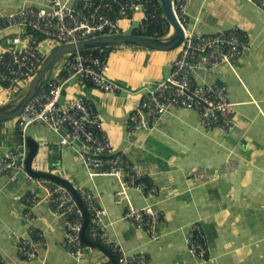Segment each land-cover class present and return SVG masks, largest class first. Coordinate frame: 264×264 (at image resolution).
<instances>
[{"label": "crops", "instance_id": "0c3cea01", "mask_svg": "<svg viewBox=\"0 0 264 264\" xmlns=\"http://www.w3.org/2000/svg\"><path fill=\"white\" fill-rule=\"evenodd\" d=\"M44 5V0H0L4 15ZM187 13V27L198 35L237 28L251 44L233 68L223 64L194 74L197 84L221 83L227 88L236 104L233 130L228 134L218 129L208 131L195 111L171 108L152 131L129 132L132 113L145 93L170 75L181 48L114 47L108 53V75L121 86L120 92L106 93L74 79L67 83L60 104L70 107L81 98L91 102L114 152L149 179L157 192L146 196L128 190L127 198L118 203L116 192L122 181L110 176L90 177L77 154L81 146L59 144L46 126L28 132L27 137L41 146L33 167L89 192L94 203L105 210L108 235L128 253L144 255L148 264H196L186 246L188 227L193 223H199L207 233L210 256L216 264H264V14L246 0H192ZM141 19L136 13L120 20L117 33L134 35ZM57 46L54 40L43 43L47 56ZM29 82L14 91L0 84V105L15 99ZM18 135V118L0 122V158L18 147ZM49 145L59 149L49 151ZM200 170L211 173L214 180L195 179L192 173ZM11 183L8 176L0 179V259L9 264H78L66 251L64 219L55 217L45 205L31 214V222L44 232L45 241L36 245V258L21 256L17 241L29 238L25 214L31 187L25 173ZM37 193L43 198L45 190ZM128 206H152L162 213L159 239L151 240L147 232L123 220ZM86 252L80 264H112L96 247L87 246Z\"/></svg>", "mask_w": 264, "mask_h": 264}, {"label": "built area", "instance_id": "2783aa9c", "mask_svg": "<svg viewBox=\"0 0 264 264\" xmlns=\"http://www.w3.org/2000/svg\"><path fill=\"white\" fill-rule=\"evenodd\" d=\"M44 1V7L22 8L9 15H4L0 6V38H4L0 43V84L9 91L38 73L47 58L43 48L47 39L62 45L116 34L119 21L136 13L142 15L135 30L137 36L165 39L173 31L160 0H75L79 5L72 8L68 5L70 0ZM191 1L173 0L175 15L185 33L180 55L170 75L150 88L132 113L127 124L131 133L152 131L171 108L195 111L208 131L218 129L228 134L234 128L236 104L230 100L227 88L221 83L197 84L194 74L223 64L233 68V63L251 49V44L237 28L209 35H198L189 30L187 11ZM246 1L264 14V0ZM12 32L16 33L10 34ZM109 71L108 54L90 51L67 58L18 117V131L25 140L31 128L46 126L56 135L59 144L80 145L77 154L90 177L110 176L122 181L121 189L116 192V201L121 203L127 198L128 190L150 196L157 189L122 154L114 152L113 142L91 102L81 98L70 107L60 104L67 83L74 79L106 93L120 92L121 86L109 78ZM26 158L25 145L11 149L0 158V179L8 176L9 181L15 183L25 173L31 187L25 214L30 225L29 238L17 241L21 256L27 260L36 258V245L45 241L44 232L31 222L32 211L45 205L55 217L64 219L66 251L73 261L82 263L87 255V246L81 238L82 210L65 186L30 176ZM192 176L203 182L214 180V176L204 170L194 172ZM38 189L45 190L43 198L38 195ZM77 191L89 213L88 239L104 245L118 264H148L144 255L128 253L108 235L103 222L105 210L94 203L83 187ZM123 220L132 228L147 232L151 240L160 237L158 227L162 213L152 206H128ZM186 246L196 264H216L210 256L208 235L199 223L188 227ZM0 264L9 263L0 259Z\"/></svg>", "mask_w": 264, "mask_h": 264}, {"label": "water", "instance_id": "95a60500", "mask_svg": "<svg viewBox=\"0 0 264 264\" xmlns=\"http://www.w3.org/2000/svg\"><path fill=\"white\" fill-rule=\"evenodd\" d=\"M163 13L171 25L173 33L165 39H155L149 37H142L133 34L116 33L112 35L94 37L78 43L62 44L57 46L45 59L38 73L30 80L27 88L23 90L12 101L0 105V122L6 120H13L18 118L24 111L25 107L42 91L49 80L53 77L54 73L60 65L69 57L78 53L90 52L98 49L114 48V47H137L148 50L156 51H172L181 47L184 41V29L178 21L173 7V0H160ZM68 5L72 8L78 6L79 2L70 0ZM9 35V34H8ZM19 142L18 146L25 145L27 150L26 170L32 177L45 178L55 183L65 186L78 206L83 212L84 222L81 231V238L84 244L88 247H96L107 255L112 264H118L116 257L102 244L90 241L86 235L89 224V213L77 191V189L69 181L48 172L37 171L34 169L33 164L40 153V143L31 137L23 140L19 135L17 136ZM58 145H49V151H57ZM54 155V154H53ZM56 155V153H55ZM12 185V183H11Z\"/></svg>", "mask_w": 264, "mask_h": 264}, {"label": "trees", "instance_id": "16d2710c", "mask_svg": "<svg viewBox=\"0 0 264 264\" xmlns=\"http://www.w3.org/2000/svg\"><path fill=\"white\" fill-rule=\"evenodd\" d=\"M134 35H138V34L136 32H134ZM110 50H112V48L98 49V50H94V51H91V52L96 53V54H108L110 52ZM63 75L66 76L67 73L66 72H63ZM87 234H88V231L86 232V235Z\"/></svg>", "mask_w": 264, "mask_h": 264}, {"label": "rangeland", "instance_id": "374dc122", "mask_svg": "<svg viewBox=\"0 0 264 264\" xmlns=\"http://www.w3.org/2000/svg\"><path fill=\"white\" fill-rule=\"evenodd\" d=\"M113 49V48H112ZM30 81V80H29Z\"/></svg>", "mask_w": 264, "mask_h": 264}]
</instances>
